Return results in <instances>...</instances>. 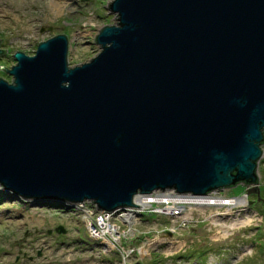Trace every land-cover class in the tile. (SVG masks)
Returning <instances> with one entry per match:
<instances>
[{"label": "water", "instance_id": "1", "mask_svg": "<svg viewBox=\"0 0 264 264\" xmlns=\"http://www.w3.org/2000/svg\"><path fill=\"white\" fill-rule=\"evenodd\" d=\"M107 8L117 24L99 31L90 61L70 68L68 39L56 35L0 67L11 78L0 79V188L34 206L90 203L111 215L157 192L236 185L259 202L264 0Z\"/></svg>", "mask_w": 264, "mask_h": 264}, {"label": "rangeland", "instance_id": "2", "mask_svg": "<svg viewBox=\"0 0 264 264\" xmlns=\"http://www.w3.org/2000/svg\"><path fill=\"white\" fill-rule=\"evenodd\" d=\"M112 1L0 0V48L6 51L0 57V67L9 70L16 52L31 56L40 42L56 35L68 39L70 68L90 61L101 51L95 43L99 31L117 24V16L107 8ZM55 4L60 5L59 11L53 8ZM0 79L11 82L3 71ZM261 150L256 175L259 198L264 202V145ZM245 191L244 186L236 185L211 193L226 199L224 203L242 199L241 204L233 206V211L243 209L239 217L236 212L214 217V212H227L223 206L187 209L184 222L182 218L174 220L158 215L136 218L132 224L117 222L119 214L108 220L124 235L120 246L134 250L130 264H264V209L261 212L247 209L257 196ZM84 208L94 215L92 206ZM61 210L50 204L34 206L0 188V264L122 262L121 251H103L89 238L79 213ZM229 215L233 218H228ZM58 227L64 234L55 231Z\"/></svg>", "mask_w": 264, "mask_h": 264}, {"label": "built area", "instance_id": "3", "mask_svg": "<svg viewBox=\"0 0 264 264\" xmlns=\"http://www.w3.org/2000/svg\"><path fill=\"white\" fill-rule=\"evenodd\" d=\"M163 193H167V192H157V193H153L151 195L163 194ZM168 193L174 194L176 196H181V195H177L173 192H168ZM212 193H214V192H212ZM209 195H212V194L210 193ZM209 195H207V196H209ZM207 196H205V197H207ZM182 197H186V196H182ZM187 197H192V196H187ZM138 198H141V197H138ZM193 198H198V197H193ZM85 205H90L94 208V215L93 216L91 214V211H89L87 208H84ZM155 206H158L159 208L158 209L154 208ZM224 206L228 208V209L226 208L227 212H225V213L214 212L215 215H213V216L214 217L221 216V218H222L225 214L227 215L229 213H235L236 212V211H233V209L235 208V207H233L234 205H230L229 202L224 203ZM163 208L164 207L160 206V205H154L152 207H147V208H133L130 211H128L127 214L124 212L120 213L117 216V222H120L122 224H132L136 218L141 219L143 217H152L155 215H158L159 217H162V218H171L174 220H176L178 218L179 219L182 218V220H183L182 222H184V220H186L185 214L187 213V211H186L187 209L174 210V212L168 210V212H165L162 210ZM150 210H151V212H150ZM242 210L243 209L238 210V212H237L238 217L240 216V212ZM75 212L80 214L82 222L85 226V230L88 233V236L91 240L96 242L97 245H99L103 251H107L110 249H117V250L121 251L123 253V260L120 264H130L129 258L133 254L134 250L133 249L124 250L120 246V240L124 237V235L120 232L121 229L118 228L116 225L111 226L112 225L110 222V220L112 219V218L110 219L111 214H104V213L96 211V207L90 203H83L81 205L75 206ZM126 215L131 217L130 222H128V220L126 219ZM228 218H233V215H229ZM102 219L105 220L104 222L106 224H109L107 229L105 228L106 225L104 227ZM108 219H110V220H108ZM138 251L140 252V250H138ZM140 253L142 254V250Z\"/></svg>", "mask_w": 264, "mask_h": 264}, {"label": "bare ground", "instance_id": "4", "mask_svg": "<svg viewBox=\"0 0 264 264\" xmlns=\"http://www.w3.org/2000/svg\"><path fill=\"white\" fill-rule=\"evenodd\" d=\"M55 11L60 10V5L55 4L52 5ZM224 200L219 198L214 195H209L207 197H198V198H193V197H182V196H176L174 194L170 193H163V194H155V195H149L147 197H141L137 198L135 200L136 206L139 208H147V207H152L154 205H160L163 206L164 208L162 209L165 212H168V210L174 212V210H180V209H192L194 207L197 208H219L224 206ZM230 205H237L241 204L243 202L242 199H232L228 201ZM68 212H75V207L66 209ZM128 211L124 212L127 214ZM238 211H236L237 214ZM126 219L128 222H130L131 217L126 215ZM104 227L106 225V229L108 228L109 224H106L104 219H102ZM141 252V250H140Z\"/></svg>", "mask_w": 264, "mask_h": 264}, {"label": "flooded vegetation", "instance_id": "5", "mask_svg": "<svg viewBox=\"0 0 264 264\" xmlns=\"http://www.w3.org/2000/svg\"><path fill=\"white\" fill-rule=\"evenodd\" d=\"M0 49H2V48H0ZM264 145V144H263ZM262 145V146H263ZM257 200V198L255 197V199L254 200H251L252 201V205L251 206H249V208L248 209H251V210H256V211H258V212H261L262 211V209H264L263 207H264V202L262 201V202H257L256 201Z\"/></svg>", "mask_w": 264, "mask_h": 264}, {"label": "trees", "instance_id": "6", "mask_svg": "<svg viewBox=\"0 0 264 264\" xmlns=\"http://www.w3.org/2000/svg\"><path fill=\"white\" fill-rule=\"evenodd\" d=\"M1 72V71H0ZM264 144V143H263Z\"/></svg>", "mask_w": 264, "mask_h": 264}]
</instances>
